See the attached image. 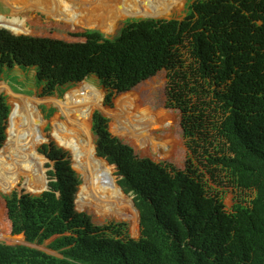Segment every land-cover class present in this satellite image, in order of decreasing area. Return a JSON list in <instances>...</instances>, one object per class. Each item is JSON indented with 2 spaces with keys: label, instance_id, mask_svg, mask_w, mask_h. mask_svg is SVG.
Listing matches in <instances>:
<instances>
[{
  "label": "trees",
  "instance_id": "trees-1",
  "mask_svg": "<svg viewBox=\"0 0 264 264\" xmlns=\"http://www.w3.org/2000/svg\"><path fill=\"white\" fill-rule=\"evenodd\" d=\"M0 27L14 33L24 29L19 16L4 19ZM6 29L0 28V71L34 67L44 95L96 75L107 90L104 103L111 106L114 92L129 91L165 70V106L180 111L191 157L179 169L138 156L108 130V118L94 110V151L89 144L114 165L117 183L132 195L138 237L129 236L124 222L93 223L86 210L98 218L129 219L130 214L95 205L79 208L80 175L63 148L42 143L38 152L53 161L46 163L52 167L48 189L33 194L23 185L30 192L4 195V217L11 234L36 244L50 239L47 247L60 256L0 242V264H264V0H194L181 20L127 19L113 37L84 29L78 33L83 40L69 41ZM93 88L100 98L102 92ZM126 98L119 96L115 108L131 111ZM101 111L120 122L114 110L103 106ZM9 112L0 93V146ZM110 119L113 131L125 137ZM149 138L157 139L151 132ZM60 141L77 161L72 140ZM41 157L32 169L18 172L14 183L0 178L1 189H11L23 177L34 192L40 191L46 182ZM222 185L252 195L228 211L218 190Z\"/></svg>",
  "mask_w": 264,
  "mask_h": 264
},
{
  "label": "rangeland",
  "instance_id": "rangeland-1",
  "mask_svg": "<svg viewBox=\"0 0 264 264\" xmlns=\"http://www.w3.org/2000/svg\"><path fill=\"white\" fill-rule=\"evenodd\" d=\"M29 1V0H27ZM64 8L69 13L78 15L82 20L71 23L84 24L86 26H93V28L71 25L52 16H48L42 11L36 9L26 8L18 13H10V7L4 0H0V23L8 18L19 15V18L23 21L24 29L17 32L18 35L26 36H48L54 38H61L69 41L83 40V37L78 33L84 29H97L108 37H113L118 34L121 27L125 24L127 19L142 18L143 16H126L115 18L114 28L110 31H103L101 26L92 21L84 20V15L87 8L93 6L97 7L92 0H61ZM98 1V0H95ZM171 0H164L165 7ZM193 2V0H184L183 3L176 2L177 5L170 13L160 14L157 17L161 18H176L182 19L185 15L187 5ZM103 4V3H102ZM8 7V8H7ZM185 47L183 48V50ZM186 55L183 56L185 58ZM188 61V60H187ZM35 68H20L15 65L12 68H3L0 71V83L5 82L10 90L16 95H22L27 97H38L41 100L49 99L52 97L60 105L73 104L74 101H80L83 95L88 96L90 100L89 107L83 112H71L70 114H64L62 110L54 102L46 103L42 101L36 103L37 113L41 120L42 134L34 150L33 155H29L27 159H16L10 156L9 151L15 150V146L8 144V127L9 119L6 122L5 141L0 146V178L5 179L8 183H14L18 177L17 173L26 171L34 167L33 163L41 155L40 163L43 164V170L45 171L46 179L48 178L47 171L52 167L46 166L49 162L51 165L53 161H49L48 158L42 153L38 152V148L42 143H51L63 148L66 151L67 156L70 159L72 168L80 175L81 182L77 186L75 202L78 207H85L87 205H95L101 209H109L117 214L124 215L130 214L129 219H114L108 217H96L91 212L85 211L90 215L91 220L95 224H105L109 221L124 222L126 224L127 232L130 237L137 238L139 235V214L133 204L132 195L125 194L122 190L117 188L111 181L110 173L113 176L114 182L117 183L118 175L115 173L114 165H110L109 170L107 164L94 154L95 137L91 132V114L94 110H98L101 114L108 118V130L113 134L121 138L123 141L132 145L138 156L149 157L156 162H168L173 164L179 169L185 168L186 158L191 157L185 146V139L182 136V129L180 126L181 113L178 109H171L165 106L166 99V71L160 70L154 76L140 82L135 87L125 92H114L111 98V106L104 103V98L107 90L101 84L99 78L96 75H89L85 79L71 87H68L62 91H54L52 95H44L41 93L42 86L39 85L35 78ZM84 81V82H83ZM95 86L102 93L100 98L95 97ZM7 98V102L10 105V114L13 112V105L10 95L6 91H0ZM126 95L129 103V109L127 111L123 108H115V102L119 96ZM99 100V106L96 108V101ZM133 105V106H130ZM103 106L114 110L119 115L120 122L111 115H106L101 110ZM51 109L52 112H51ZM33 110V109H31ZM34 111V110H33ZM24 112L19 115H23ZM30 116V115H28ZM122 129L124 136H120L113 131L111 126L112 120ZM153 121V124H148L149 121ZM164 121V123H163ZM8 123V124H7ZM25 126V125H23ZM7 129V131H6ZM151 130V131H150ZM156 136L157 139H150L149 134ZM61 138L71 139L73 146L78 150L77 161L74 158L73 152L70 147L61 143ZM131 140H137L139 145L133 144ZM91 144L93 151L88 144ZM9 146V149H8ZM46 157V158H45ZM194 160V158H192ZM43 161V163H42ZM107 166V167H106ZM19 184V185H18ZM23 185H26L31 193L34 192L26 183L23 177L13 185L9 190H3L0 187V209L3 216L0 221V232H4L7 235H13L10 233V223L4 217L5 213V201L3 196L9 194L13 190L18 192H30L26 190ZM46 185V184H45ZM215 186V185H213ZM122 189V188H121ZM221 197L225 209L230 211L235 201H242L246 203L252 193L240 191L231 186L222 185L220 189ZM127 197V198H122ZM122 198V199H121ZM0 240L9 242H19L22 240L21 234H14L13 236H0ZM50 239L44 243L39 244L42 249H49L47 247Z\"/></svg>",
  "mask_w": 264,
  "mask_h": 264
},
{
  "label": "bare ground",
  "instance_id": "bare-ground-1",
  "mask_svg": "<svg viewBox=\"0 0 264 264\" xmlns=\"http://www.w3.org/2000/svg\"><path fill=\"white\" fill-rule=\"evenodd\" d=\"M4 1L10 7L11 14L18 13L19 11H22L26 8H30V9H36L42 11L48 16L59 18L61 20H66L65 22L71 23L73 21L79 22L82 20L78 15L66 11L63 2L61 0H29V1L4 0ZM183 1L184 0H171L167 8L164 5V0H98V1L92 0V2H95L97 4V7L95 4L93 6L88 7L84 14L86 16L84 20L97 23L98 25L101 26L103 31H110L114 28L116 17L117 18L123 16L139 17L146 15L158 16L160 14L161 15L167 14L170 13L174 7L179 6L176 4V2L183 3ZM3 90L10 95L12 100L11 104L13 105V112H11L10 114L7 134H8V144L14 145L15 150L9 151V154L10 156H13L19 160H20V156L21 158L27 159L29 155L34 154V150L36 149V146L42 134L41 131L42 122L40 120V116L37 113L36 105L38 104L36 103L45 101L46 103L54 102L58 106L60 104L55 100L53 101V99H51L52 97H49V99L41 100L38 97H27L25 95L24 96L16 95L10 90V88L7 86L5 82L0 83V91ZM89 104H90L89 97L83 95L80 101H76V100L74 101V105L73 104L60 105L59 108L62 110V112H64V114H70L71 112H78V111L83 112L89 107ZM31 109H33L34 111ZM22 112H24V114L19 115ZM88 145L90 146V144ZM44 176H45V171H44ZM110 178L112 183L117 188H119V186L113 181L111 173H110Z\"/></svg>",
  "mask_w": 264,
  "mask_h": 264
},
{
  "label": "water",
  "instance_id": "water-1",
  "mask_svg": "<svg viewBox=\"0 0 264 264\" xmlns=\"http://www.w3.org/2000/svg\"><path fill=\"white\" fill-rule=\"evenodd\" d=\"M0 28H2V27H0ZM4 29H6V28H4ZM6 30H8V29H6ZM9 32H11L12 34H15V35H17L18 33H14V32H12V31H10V30H8ZM9 115H10V112H9ZM9 115H8V117H7V119L9 118ZM6 138V137H5ZM4 141H5V139H4ZM94 149H95V147H94ZM95 153H96V151H95ZM46 158V157H45ZM100 158V157H99ZM101 159H103V158H101ZM104 161H105V163L106 164H109L105 159H103ZM48 178L46 179V185H45V187L40 191V192H38V194L39 193H41L42 191H44V190H47L48 189ZM119 188L121 189V187L119 186ZM122 190V189H121ZM123 191V190H122ZM33 193V192H32ZM35 194H37V193H35ZM133 201V200H132ZM133 204H134V202H133ZM135 206V205H134ZM136 208V207H135ZM137 209V208H136ZM138 211V210H137ZM139 214V213H138ZM138 225H139V221H138ZM7 236H13V235H7ZM21 236H22V240L21 241H19V242H9V241H5V239L4 240H0V242H3V243H6V244H22V245H26V246H29V247H33V248H36V249H39V250H42V251H44V252H46V253H49V254H52V255H57V256H60L56 251H53V250H51V249H42V248H40V246H39V244H36V243H30V242H28V241H26L25 240V237H24V235L23 234H21Z\"/></svg>",
  "mask_w": 264,
  "mask_h": 264
},
{
  "label": "clouds",
  "instance_id": "clouds-1",
  "mask_svg": "<svg viewBox=\"0 0 264 264\" xmlns=\"http://www.w3.org/2000/svg\"><path fill=\"white\" fill-rule=\"evenodd\" d=\"M194 1V0H193ZM188 6V5H187ZM187 10V9H186ZM185 14H186V12H185ZM184 17H185V15H184ZM183 17V18H184ZM142 18H154V19H168V18H161V17H157V16H153V15H146V16H143ZM182 18V19H183ZM134 19V18H133ZM170 19H176V18H170ZM176 20H181V19H176ZM4 29V28H3ZM11 33V32H10ZM15 35V34H14ZM18 35V34H17ZM8 120V119H7ZM7 122V121H6ZM111 165V164H110ZM31 193V192H30ZM33 194H35V193H33Z\"/></svg>",
  "mask_w": 264,
  "mask_h": 264
}]
</instances>
